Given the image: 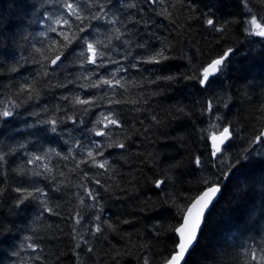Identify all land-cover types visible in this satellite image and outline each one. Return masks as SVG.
<instances>
[{"label":"trees","instance_id":"1","mask_svg":"<svg viewBox=\"0 0 264 264\" xmlns=\"http://www.w3.org/2000/svg\"><path fill=\"white\" fill-rule=\"evenodd\" d=\"M68 2L83 21L66 0H0V264H167L215 185L184 264H264V37L249 32L264 0Z\"/></svg>","mask_w":264,"mask_h":264},{"label":"snow or ice","instance_id":"2","mask_svg":"<svg viewBox=\"0 0 264 264\" xmlns=\"http://www.w3.org/2000/svg\"><path fill=\"white\" fill-rule=\"evenodd\" d=\"M65 7L68 9V13L70 16H75L76 19L83 21V17L80 15L79 11L77 8L73 7V4L71 2H68V0H66L65 3ZM250 11V10H249ZM262 20H264V17L261 18ZM115 21H112V23H114ZM57 23H60V21H57ZM207 23L209 25H214V21L209 19L207 21ZM64 25H67L68 27H71V24L69 23L68 20H64L63 21ZM249 25H250V29L249 32L250 34H253L252 29H255L256 31L254 32L255 35L260 36V37H264V24L260 23L257 21V19L255 17H253L250 21H249ZM83 29H81L82 31ZM53 31H55V29H53ZM64 36V39L67 41L69 40V37L65 34H61ZM88 49L91 50V52L93 53L92 55V60L91 62L93 64H96L97 62V49L92 45V44H88ZM103 53H99V56L102 58L103 57ZM231 55V50L228 51V53H226L224 56L215 59L214 61H212L202 72L201 76L199 77V82L202 86H209L210 84V77L216 76L217 74H220L224 71V69L226 68V61L228 60L229 56ZM60 59V54H57L55 59H53L51 62L53 64L56 63L57 60ZM168 57L164 55L163 51L158 52L154 57L149 58L146 62L147 63H151V64H161L163 63V61L167 60ZM163 79H167V80H171L173 79V77L169 76V77H163ZM105 84H111V81H104ZM95 86V85H93ZM77 103L80 104H88L89 101L87 100H77ZM211 103H209L208 105V109L211 110ZM10 113L5 111L3 113V115L7 116ZM105 119L107 120V123L105 124V127H108L109 125H117V121L111 119L110 117H105ZM51 123L55 124L54 121H52ZM98 123H104V121H98ZM52 131H56V128L53 127ZM96 135L98 136H110L111 133H105L103 131H96ZM262 136H264V133L261 134ZM231 136L230 130L228 127L223 128V130L220 133V144H222L225 140L229 139ZM211 139L214 142V148H215V152H220L221 148H220V144H217V136L213 135L211 137ZM259 139V137L257 138ZM111 146V145H109ZM116 147L119 148H123L124 144L123 143H118L115 145ZM97 147H100L99 145H97ZM102 154V153H100ZM88 157L91 158L93 163H96V159L95 156L93 155L92 151H89L87 153ZM0 159H2V157H0ZM35 159H40L39 157H36ZM195 163L199 166L201 165V161L199 158H196ZM99 167L103 168L105 167L104 163H101L98 165ZM164 184V181H159L157 182V187H161ZM220 192V188L219 187H215V186H211L209 187L206 191L203 192L202 195H200L199 197H197L195 199V201L191 204V207L186 209V214L183 217L182 223L179 227L173 229L174 232L178 233V238H177V244H176V248L177 251L175 252V254L167 261V264H182V261H184L185 259V255L186 253L189 252V250L193 247V245L195 244V242L197 241L198 238V234L200 232L201 229V224L204 221V216H205V211L209 208V205L212 203L213 199L216 197L217 193ZM31 195V194H29ZM92 193L89 192V196H91ZM28 198V197H25ZM100 229L98 228L97 231H99ZM256 254L255 252H253V259H256ZM261 261H264V256L260 257ZM145 264H147V262H145Z\"/></svg>","mask_w":264,"mask_h":264},{"label":"water","instance_id":"3","mask_svg":"<svg viewBox=\"0 0 264 264\" xmlns=\"http://www.w3.org/2000/svg\"><path fill=\"white\" fill-rule=\"evenodd\" d=\"M60 63H61V58H60L59 60H57L55 64L52 63V68L57 67ZM213 77H215V76H213ZM213 77H210V79L213 78ZM230 133H231V132H230ZM262 133H264V129H263ZM216 136H217V138H218L217 141H216V143H217V144H220V140H219L220 134H218V135H216ZM261 138H262L263 141H264V136L261 135ZM231 139H232V135L230 136L229 139L225 140L222 144H220V148H221V151H220V152H215L214 142H213V140L211 139V144H212V147H213V150H214V158L222 152V150H223V149L226 147V145L231 141ZM215 187H219V188H220V192L217 193L216 197L213 199L212 203L209 205V208L205 211L204 221H203L202 224H201V229H200V232H199V234H198L197 241L195 242V244L193 245V247L189 250V252L186 253V255H185V259H184V261H182V264H184V263L186 262V259H187L188 255L193 251V249H194L195 246L197 245V243H198V241H199V238H200V235H201V232H202V230H203L204 224H205V220H206L208 214L210 213L211 209L213 208V206H214L215 203L218 201V199H219V197H220V195H221L222 187L219 186V185H215ZM206 190H207V189H206ZM206 190H204V191H206ZM204 191H203V192H204ZM203 192H202L200 195H202ZM200 195H199V196H200ZM199 196H198V197H199ZM194 201H195V200H194ZM194 201H193V202H194ZM193 202H192V203H193ZM192 203H191V204H192ZM189 207H191V205H190ZM189 207H188V208H189ZM185 214H186V213H185ZM177 236H178V233H177Z\"/></svg>","mask_w":264,"mask_h":264},{"label":"rangeland","instance_id":"4","mask_svg":"<svg viewBox=\"0 0 264 264\" xmlns=\"http://www.w3.org/2000/svg\"><path fill=\"white\" fill-rule=\"evenodd\" d=\"M255 31H256L255 29H252L253 34H254ZM254 35H255V34H254ZM217 135H218V134H217Z\"/></svg>","mask_w":264,"mask_h":264}]
</instances>
